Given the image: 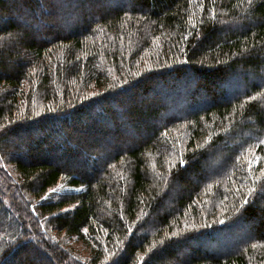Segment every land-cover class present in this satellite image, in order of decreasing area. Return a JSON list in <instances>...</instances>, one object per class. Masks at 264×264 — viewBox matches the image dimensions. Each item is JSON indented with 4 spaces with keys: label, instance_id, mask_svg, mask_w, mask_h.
Returning a JSON list of instances; mask_svg holds the SVG:
<instances>
[{
    "label": "trees",
    "instance_id": "16d2710c",
    "mask_svg": "<svg viewBox=\"0 0 264 264\" xmlns=\"http://www.w3.org/2000/svg\"><path fill=\"white\" fill-rule=\"evenodd\" d=\"M108 2L0 0V264H264V0Z\"/></svg>",
    "mask_w": 264,
    "mask_h": 264
},
{
    "label": "rangeland",
    "instance_id": "374dc122",
    "mask_svg": "<svg viewBox=\"0 0 264 264\" xmlns=\"http://www.w3.org/2000/svg\"><path fill=\"white\" fill-rule=\"evenodd\" d=\"M80 1H83V0H80ZM120 2H122V0H118V3H120ZM118 3H115V5H113L111 2H108L106 5L114 7L116 5L119 6ZM123 4H126V1H124ZM61 26L64 29V27H66L67 25L65 22H63L61 24ZM240 84H241L240 80L239 81L236 80L235 82H233V81H232V83L227 82L226 84L222 85L221 94H223V98H221V99L225 100V99H228L230 96H233L241 88ZM193 94H194V89L192 88V86L190 84H185V85L181 86L178 90H176V93H169L168 92V94H164V92H162L161 95L159 93L158 97L156 99H154V101H155L154 104L159 106L160 108H163V111L165 112V114H168V115H171V114L172 115L187 114L188 113V110H187L188 107H185L184 105H180L182 103L181 100L190 98ZM208 100H209L208 97H202L201 105L199 106L200 109L205 107L206 104L209 103ZM19 151L25 152L24 147L19 146ZM215 165L216 164H212V163L203 164V171L206 174H212L213 170H215L217 168V166H215ZM243 233H244V231H243ZM69 243L72 246H74L77 249V251L79 252V255L77 256L79 259H81L85 256L86 251L83 252L80 249L81 247H80L79 243H74L73 241H69ZM228 243H229V241L221 240V239L216 240V242H214V243L204 241V242H202V244H203L202 247L204 248V250H202V248L200 250L202 252L203 251L208 252V249H210V248H213L214 249L213 251L220 250L223 247H225ZM213 251H211V252H213Z\"/></svg>",
    "mask_w": 264,
    "mask_h": 264
},
{
    "label": "snow or ice",
    "instance_id": "6c2138e0",
    "mask_svg": "<svg viewBox=\"0 0 264 264\" xmlns=\"http://www.w3.org/2000/svg\"><path fill=\"white\" fill-rule=\"evenodd\" d=\"M249 3H251V0H249ZM249 99H252L251 97ZM261 143H264V141H261ZM181 163L183 164L184 161L182 160ZM51 191L55 192L56 189H52ZM261 191L264 192V188H261ZM247 203V201H245Z\"/></svg>",
    "mask_w": 264,
    "mask_h": 264
}]
</instances>
